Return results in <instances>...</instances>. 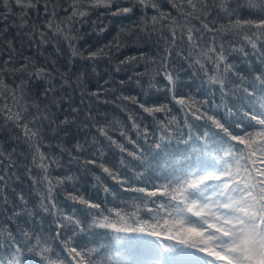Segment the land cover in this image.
<instances>
[{"label":"snow or ice","instance_id":"obj_1","mask_svg":"<svg viewBox=\"0 0 264 264\" xmlns=\"http://www.w3.org/2000/svg\"><path fill=\"white\" fill-rule=\"evenodd\" d=\"M165 3L167 9L161 0H126V6L118 0H0V23L14 15L10 27L17 29L11 39L6 38L9 26L0 30V46L8 53L0 60V135L7 133L8 141L14 145L9 151L0 140V215L16 224L21 215L31 217L36 213L25 195L15 188L12 192L20 207H9L13 201L5 190L9 182L20 181L22 167L38 196V210L51 215L55 225L54 235L21 227L18 239L7 223L0 224V250H12L3 264H32L22 259L26 253L38 256L42 264H128L134 256L144 258L137 264H264V0ZM98 9L109 10L113 17L131 16L139 10L141 16L134 26L121 27L113 41L85 54L76 46L83 39L80 29ZM245 11L247 16L243 15ZM30 12H36L38 20L42 13V21L30 22ZM99 24L101 32L106 30L102 21ZM136 32L147 39L155 37L159 51L151 56L140 53L120 59L117 72L125 65L143 70L118 83L123 88L134 82L145 96L151 90L165 92L166 101L148 104L123 92L101 101L105 93L117 91L103 86L109 84L107 80L96 90H82L81 97L87 95L98 102L111 103L125 113L136 137L143 139L148 149L133 139L127 126L116 117L100 123L95 115L85 111L81 121L80 106L70 103L68 113L59 118L53 109L60 110L65 100L70 102L64 90L74 84L82 86L87 69H81L73 80L71 70L57 68L54 59L44 63L28 56L17 59L14 42L23 38L29 47L38 50L51 44L57 54L63 42L72 59L79 58L91 74L99 75V62H111L114 54L127 46L122 38ZM232 55L245 58L248 74L229 62ZM249 57H255L259 67ZM181 61L202 75L207 84L218 88L222 97L238 99V105L225 103L223 107L226 116L240 119L228 124L210 113L207 99L198 100L191 92L179 94ZM145 78L146 87L142 84ZM33 80L43 81L44 85L37 88ZM258 90L262 91L260 96ZM84 102L82 98L80 103ZM173 104L180 116L173 113ZM129 105L151 117L158 128L159 135L151 143L150 128L138 122V114ZM194 121L205 124L202 134H197ZM69 127H77L90 138L85 135L77 139L71 148L62 143L55 147L68 155L69 163L98 167L125 191L137 193L130 205L104 210L75 189L72 174L53 175L62 165L59 156L44 150L53 146L46 142L45 134L51 130L55 136ZM93 130L95 134H91ZM112 133H118L123 142ZM194 137L202 144L195 149L199 153L195 162L174 170L162 183L136 186L121 174V169H128L133 172L132 180H143V172L129 167L132 161L151 167L147 157L153 151L159 154L177 138L179 143L188 144ZM101 138L121 154L119 167L103 162L104 152L97 147ZM16 145H23L26 151L18 152ZM95 179L103 183L101 176ZM65 185H72L73 190L68 191ZM57 190L63 191L73 205L83 206L88 219L81 220L59 208ZM103 191L109 193L110 189L104 185ZM94 229L117 234L118 247L112 254L104 251V245L90 247L78 242L79 236ZM121 233H139L155 240H126ZM54 241L66 256L56 250Z\"/></svg>","mask_w":264,"mask_h":264},{"label":"trees","instance_id":"obj_2","mask_svg":"<svg viewBox=\"0 0 264 264\" xmlns=\"http://www.w3.org/2000/svg\"><path fill=\"white\" fill-rule=\"evenodd\" d=\"M118 2L122 6H126V0H118ZM161 4L164 9L168 8V5L165 3V0H161ZM115 7V6H114ZM2 11V9H0ZM18 11L14 9V12ZM243 15L247 16L248 13L245 11ZM141 16V12L136 10L133 15L127 17H113L109 14V10L106 9H98L88 18V23L84 24L80 29V35L83 39H80L76 46L82 52L87 54L89 51H93L99 47H102L109 42L113 41L114 37L117 36L121 27H131L134 26ZM15 16L13 15L7 21L0 23V30H2L5 26H9L8 36L6 38L11 39L15 37L17 29L10 27L13 23ZM30 22H41L43 19L42 13L40 14V20L37 19L36 12H30L28 17ZM93 21H97L98 23L94 24ZM102 21L103 26L106 30L100 31L99 22ZM139 37V39H137ZM126 43V47L122 48L120 52L115 53L111 62L108 60L100 61L98 64L99 75L91 74L90 68L88 65L80 60L79 58L72 59L69 54V50L67 46L61 42L60 43V53L57 54L55 49L51 44L47 47L40 48L39 50L36 47H29V44L26 40L21 38L20 40H16L15 45L17 48L19 59L21 56H28L39 63H44L46 59H54L56 60V67L60 68L63 71L71 70V78L74 80L75 75L81 69H87L88 75L86 76L85 82L82 86L77 87L75 84L72 88H68L64 90V93L70 97V102L65 100L61 104L60 110L53 109V111H57L59 118H63L65 114L68 113L70 103L72 106L79 105L81 108L80 120H84V112L90 111L93 115H95L100 123H104L105 119H111L112 117L118 118L120 121L126 125V130L129 132V135L133 137V139H137L138 143H140L145 149H148L149 145L145 144L143 139L136 137L135 132L131 129L130 122L127 121V116L125 113L120 112L113 104L111 103H103L98 102L95 98H90L87 95L81 97V91H93L100 88L103 85L105 80L109 81L108 85H103L104 87H114L116 88L115 93H105L101 96L100 100L104 99H113L116 95H119L120 92H123L125 95H136L142 102L153 104V103H162L166 101L167 94L165 92H160L156 90H151L147 96L144 95V90L141 87H137L134 82L127 83L123 88L119 85L118 81L120 80H128L129 76H134L136 71H142V68H135L132 65L122 66V70L120 72L115 71V68L118 66V61L123 59L126 56L130 55H139L140 53H145L149 56L154 55L159 49L155 45V37L152 39H147L143 36H140L138 32L134 33L131 37H123L122 38ZM8 53L4 50L2 46H0V60H3L7 57ZM253 61V64L256 67H259V62L256 61L255 57H249ZM72 60L71 64L69 61ZM229 62L233 63L236 68L245 74L249 73V67L245 60V58L239 55H232L229 57ZM180 67V92L179 94L183 95L191 92L198 100H208V108L210 109L211 114H215L217 117L221 118L222 121L232 124L233 121L240 119V116L236 117H228L226 116L225 109L223 105L227 103L229 106L238 105L239 100L232 97H222L218 88H214L213 86L207 84L202 75H197L196 70L194 68H189L186 63L179 62ZM33 84L37 86V88H41L44 85L43 81H32ZM160 85L164 84L162 79L159 80ZM142 84L146 87L147 80L146 78L142 80ZM262 91L257 92V95L260 96ZM59 95V94H58ZM85 101L83 104L80 103L81 99ZM215 105V107L213 106ZM130 110L135 111L137 115V120L142 124V126H148L151 130L152 136L150 138L149 143H151L152 139H155L156 136L159 135V130L156 125L153 123L151 117L147 114L142 113L138 108L133 105L128 106ZM251 107V105H249ZM258 107V106H257ZM173 113L180 116L179 109L174 104L172 105ZM102 114H106L102 115ZM182 118V117H181ZM194 126L197 130V134H202L205 130V124L203 122H193ZM233 130L235 131L234 127ZM65 132L68 134L65 135ZM91 134H95L94 130ZM115 138L121 140L123 139L118 136V133H112ZM186 134V133H185ZM85 135H89L86 132L80 131L77 127H69L67 129H63L59 131L55 136L52 135L51 130H47L45 134L46 142L53 145L50 148H45L44 150L50 154H54L60 157V163L62 165L58 170L53 171V175H67L72 174L75 177L74 187L78 189L81 194L85 196V198L92 200L93 202L99 203L101 208L106 210L114 207H127L133 200V197H136L138 194L125 191L121 185L115 183L110 178H107L105 174L101 172L98 167L88 166L87 168L82 165L72 162L69 163V157L66 153H61L60 149L55 147L57 143H62L64 146L71 148L73 143L77 139H83ZM90 138V135H89ZM177 140L169 143L164 152L157 154L156 152H152L151 155L147 157L148 161L151 164V167H147L141 165L139 162L132 161L129 167L135 168L137 172L144 173V179L141 181L132 180L133 172L128 169H121V174L129 177L130 184H134L136 186H145L150 187L154 183H162L166 177L170 176V174L174 170H178L179 168L187 167L189 163H194L196 156L199 154L195 152L196 148L202 146L201 141L193 138V140L188 144L179 143ZM0 140L4 142V147L7 150H11L14 146L11 142L8 141L7 133L0 135ZM17 151L22 152L26 151L23 145H16ZM97 147H101L104 152L103 162L108 164L109 166L119 167V158L121 154L119 151L110 146L107 141L101 138L100 145ZM128 147H132L128 145ZM95 150V149H93ZM91 158L89 154H84ZM126 159H129L125 157ZM21 163H26V161H21ZM19 174L21 176L20 181H11L9 182V187L5 190L9 199L13 201V203L9 207H17L20 205L15 200L14 194L12 192V188H15L16 191L22 192L25 197L28 199L29 207L36 210L34 216H28L26 214L21 215L16 224H13L11 221H6L4 215H0V224L7 223L9 228L17 235L19 239V228H28L35 229L37 232L44 233H52L54 235V218L51 215H46L41 213L38 210V196L33 190V186L29 177L24 173L23 168L21 167L19 170ZM33 175H36L35 170H33ZM95 176H101L103 183H98L95 179ZM104 185H107L110 189L109 193H105L103 191ZM129 185H125L124 187H128ZM65 188L68 191H72V185H65ZM114 194V195H113ZM56 202L65 213L74 214L81 220L86 221L88 217L86 216L85 209L81 205H73L69 200L65 199V194L61 190H57L56 193ZM75 208V212L73 209ZM94 211V210H93ZM145 218H148V214L142 213ZM116 233L107 232L104 230L94 229L89 233L82 234L78 237V242L81 245L88 246H99L104 245V251L107 254H112L114 250L118 247L115 243ZM125 236L126 240L131 241H139V240H155V237H149L145 235H141L139 233H128V234H119ZM164 243H172L174 241H164ZM53 246L56 248L58 252H60L61 256H66V253L63 252L59 243L54 241ZM11 249L0 250V264H3V261L10 256ZM188 251V250H186ZM203 255V254H198ZM27 261L30 260L32 264H42L40 258L33 254L26 253L22 258ZM143 257L134 256L129 259L128 264H137V261H142Z\"/></svg>","mask_w":264,"mask_h":264}]
</instances>
